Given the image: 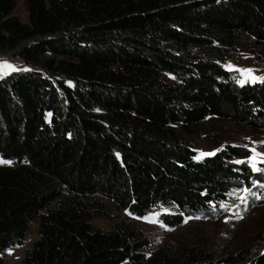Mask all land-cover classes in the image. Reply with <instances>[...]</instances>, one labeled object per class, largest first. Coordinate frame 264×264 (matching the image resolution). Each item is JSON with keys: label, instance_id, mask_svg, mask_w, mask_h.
Listing matches in <instances>:
<instances>
[{"label": "trees", "instance_id": "obj_1", "mask_svg": "<svg viewBox=\"0 0 264 264\" xmlns=\"http://www.w3.org/2000/svg\"><path fill=\"white\" fill-rule=\"evenodd\" d=\"M0 0V53L34 66L0 79V264L38 221L18 264H264L241 249L152 240L123 219L89 220L100 196L135 216L159 204L167 226L212 216L232 189L253 185L244 146L212 155L179 135L207 120L264 127V79L240 83L224 65L245 41L264 52V0Z\"/></svg>", "mask_w": 264, "mask_h": 264}, {"label": "rangeland", "instance_id": "obj_2", "mask_svg": "<svg viewBox=\"0 0 264 264\" xmlns=\"http://www.w3.org/2000/svg\"><path fill=\"white\" fill-rule=\"evenodd\" d=\"M13 14L23 22H28L27 0H16ZM239 50L240 55L237 59H228L224 62L226 68L237 73L240 83L263 80L264 52L260 53L257 59L244 40L241 41ZM33 69V65L15 56L13 51L0 53V79L13 72ZM179 135L197 150L198 158L212 155L227 144L244 146L249 152L247 162L253 171L264 175V127L250 130L231 124L230 121L209 119L195 134L186 135L179 130ZM11 163V160L0 155V165ZM96 198L103 202L106 212H100L92 207L89 217L92 225L111 229L123 219L133 221L150 236L152 245L148 248L149 252L167 241H172L180 247L195 241L202 249L216 247L221 251L227 246L241 249L252 241L258 247L255 253L264 251V180L254 181L251 186L235 187L228 199L212 210V216L186 217L183 225L179 227L164 225L159 220L162 213L178 211L176 205L172 203L159 204L146 216L138 217L109 199L100 196ZM37 226L38 221H35L22 243L13 245L3 252L7 264H18L22 260L38 238Z\"/></svg>", "mask_w": 264, "mask_h": 264}]
</instances>
